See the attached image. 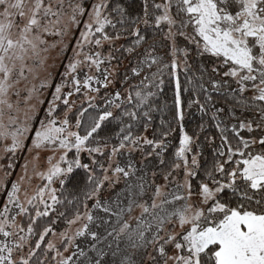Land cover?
Returning a JSON list of instances; mask_svg holds the SVG:
<instances>
[{"label":"snow or ice","instance_id":"6c2138e0","mask_svg":"<svg viewBox=\"0 0 264 264\" xmlns=\"http://www.w3.org/2000/svg\"><path fill=\"white\" fill-rule=\"evenodd\" d=\"M0 264H264V0H0Z\"/></svg>","mask_w":264,"mask_h":264},{"label":"rangeland","instance_id":"374dc122","mask_svg":"<svg viewBox=\"0 0 264 264\" xmlns=\"http://www.w3.org/2000/svg\"><path fill=\"white\" fill-rule=\"evenodd\" d=\"M22 161H19L17 164L21 163Z\"/></svg>","mask_w":264,"mask_h":264},{"label":"trees","instance_id":"16d2710c","mask_svg":"<svg viewBox=\"0 0 264 264\" xmlns=\"http://www.w3.org/2000/svg\"><path fill=\"white\" fill-rule=\"evenodd\" d=\"M19 161H17V163H18Z\"/></svg>","mask_w":264,"mask_h":264}]
</instances>
